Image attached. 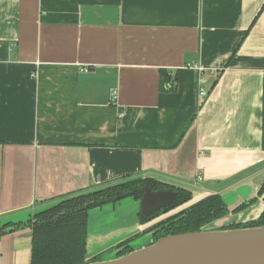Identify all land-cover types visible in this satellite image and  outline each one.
Masks as SVG:
<instances>
[{"label":"crops","instance_id":"0c3cea01","mask_svg":"<svg viewBox=\"0 0 264 264\" xmlns=\"http://www.w3.org/2000/svg\"><path fill=\"white\" fill-rule=\"evenodd\" d=\"M145 177L262 213L264 0H0V221ZM29 261L28 231L0 238Z\"/></svg>","mask_w":264,"mask_h":264},{"label":"trees","instance_id":"16d2710c","mask_svg":"<svg viewBox=\"0 0 264 264\" xmlns=\"http://www.w3.org/2000/svg\"><path fill=\"white\" fill-rule=\"evenodd\" d=\"M163 89V83H161ZM148 188L150 191L166 190L165 185L153 178H129L125 181L96 189L89 192H81L77 195L63 199L52 207L31 216L26 223H8L0 226V238L4 235L30 228L32 231L31 261L30 264H85L86 255V227L88 211L101 208L105 205L115 204L117 197H131L135 201L141 199V190ZM179 197L168 208L158 214L145 218L139 216L140 223H146L156 216L165 214L169 210L178 207L192 199V193L185 188H173ZM258 195H263L264 182ZM255 200H250L252 204ZM248 204H243L232 212ZM229 209L223 203L219 195L208 197L189 208L184 216L171 220L160 230H164L158 237L176 235L188 232H198L209 224L226 217ZM264 226V212L252 222L241 224L232 223L219 230L239 228H254ZM159 230L154 231L155 235ZM154 239V240H155ZM131 241L119 245L118 255L131 251ZM95 259L94 261H98ZM91 261V262H94Z\"/></svg>","mask_w":264,"mask_h":264},{"label":"water","instance_id":"95a60500","mask_svg":"<svg viewBox=\"0 0 264 264\" xmlns=\"http://www.w3.org/2000/svg\"><path fill=\"white\" fill-rule=\"evenodd\" d=\"M159 182L168 185L169 188L158 191H150L148 188H143L141 190V199L138 201L133 199L136 206L139 207L135 208V210L131 212L132 217L131 215L127 217L117 215L114 223L118 226H112L105 233L97 234L92 232L95 231L93 229L90 231V226L92 224V214L90 212L91 210L88 211L85 261L95 246L90 239H95L99 236H105L108 234L112 235L113 233L117 232H120L119 237H123L135 230L133 229L134 225H147L148 223H140L138 214L141 213L143 217H149L150 215L167 208L173 203L177 196V193L174 192L175 190H173V188H183L168 182ZM187 190L192 193V199L188 202L191 204L194 194L190 189ZM220 197L225 204L222 196ZM125 198H127V196L117 197V202L114 205H117L119 201ZM248 202L249 201L246 203L248 204ZM52 206L53 205L37 210L32 215L46 210ZM99 209L101 208L92 210ZM232 211L233 210L229 209L230 213ZM32 215H25L22 217L0 221V226L8 223H26L30 220ZM119 220L122 223H120ZM232 223L233 222L229 221L226 216L209 224L198 232L169 235L159 238L155 241L152 240V235L154 232H151L149 236L142 238V244L140 246L133 247L129 244L131 251L126 254L118 255V250H114L115 253L113 257L106 259L100 258L98 261L86 262L85 264H264V226L219 230ZM22 231H28L31 261L32 231L30 228H25L16 232Z\"/></svg>","mask_w":264,"mask_h":264},{"label":"rangeland","instance_id":"374dc122","mask_svg":"<svg viewBox=\"0 0 264 264\" xmlns=\"http://www.w3.org/2000/svg\"><path fill=\"white\" fill-rule=\"evenodd\" d=\"M60 201L61 200L56 201L55 204ZM189 205H190L189 203H186L183 206H181L179 209L173 211L172 213L166 215L165 217L161 219L174 216L177 213H179L181 210H183L182 208H185ZM137 207L139 206H136L133 198L127 197L119 201L117 205H114V204L106 205L103 209L96 210L95 212H92L93 210H91L90 212L92 214V219H91L92 224L90 226V231L91 229H93L95 231H92V232L97 233V234L107 232V230H109L112 226H118L117 224L114 223V220L117 215H122L124 217L131 215L132 217L131 212L135 210V208ZM143 237H144L143 235L136 237L130 242V245H132L133 247L140 246L142 244L141 240ZM114 253H115L114 250H109L106 253H104L100 258L106 259L109 257H113Z\"/></svg>","mask_w":264,"mask_h":264},{"label":"flooded vegetation","instance_id":"af4514ba","mask_svg":"<svg viewBox=\"0 0 264 264\" xmlns=\"http://www.w3.org/2000/svg\"><path fill=\"white\" fill-rule=\"evenodd\" d=\"M174 192H176V191H174ZM177 193V192H176ZM214 195H219V194H212V195H210V196H208V197H211V196H214ZM220 196V195H219ZM178 197H179V195H178V193H177V196H176V199L173 201V203L178 199ZM208 197H206V198H208ZM257 197L258 198H261L262 199V201H263V203H264V200H263V195H258L257 194ZM205 198V199H206ZM204 200V199H203ZM251 200H253V199H251ZM255 201L252 203V204H254L256 201H257V198L256 199H254ZM202 201V200H201ZM198 202H200V201H198ZM198 202H196V203H198ZM250 202V201H249ZM248 202V206H246V207H242L241 209H239V210H237V212L238 211H240V210H242V209H244V208H247V207H249V206H251L252 204H250ZM172 203V204H173ZM186 203H188V202H186ZM186 203H184V204H186ZM196 203H194V204H196ZM171 204V205H172ZM184 204H182V205H180V206H178V207H175V208H173V209H171V210H169L168 212H166L165 214H161V215H159V216H156V217H154L153 219H151V220H149L148 222H146V223H151V222H155L145 233H142V234H137V235H135V236H133L132 238H130V239H128V240H125V241H123V242H121V243H119L113 250H116V249H118L119 248V245H121L122 243H124V242H127V241H132L133 239H135L136 237H138V236H142V235H144V234H148V233H151V232H154V231H156V230H159L155 235H152V240L153 241H155L156 239V237L157 236H159L161 233H163L164 232V230L162 229V230H160L165 224H167L168 222H170L171 220H174V219H177V218H180V217H182V216H184V214H185V212L189 209V208H191V206L192 205H194V204H191V205H189V206H187V207H185V208H182L183 210H181L179 213H177L176 215H174V216H171V217H167V218H165V219H161V218H163V217H165L166 215H168V214H170V213H172L173 211H175V210H177V209H179L181 206H183ZM243 204H246V203H243ZM242 204V205H243ZM171 205H169V206H171ZM168 206V207H169ZM241 206V205H240ZM167 207V208H168ZM239 207V206H238ZM102 208V207H101ZM237 208V207H236ZM236 208H233L232 210H234V209H236ZM96 209V208H95ZM166 209V208H165ZM227 209H228V207H227ZM164 210V209H163ZM163 210H161V211H163ZM161 211H159V212H157V213H155V214H158V213H160ZM237 212H231L232 214L233 213H237ZM264 212V210L262 211V213ZM261 213V214H262ZM155 214H152V215H150L149 217H151V216H153V215H155ZM230 214V212L228 213V215ZM261 214L257 217V218H255V219H253V220H249V221H247V222H244V223H241V224H245V223H249V222H252V221H255V220H257L260 216H261ZM139 215L140 216H142V214L141 213H139ZM145 218H148V217H145ZM161 219V220H160ZM158 220H160V221H158ZM143 224H145V223H143ZM167 236H169V235H167ZM162 237H165V236H162ZM161 237V238H162ZM158 238H160V237H158ZM155 239V240H154ZM95 259H100V257L99 258H93L91 261H94ZM90 261V262H91Z\"/></svg>","mask_w":264,"mask_h":264},{"label":"built area","instance_id":"2783aa9c","mask_svg":"<svg viewBox=\"0 0 264 264\" xmlns=\"http://www.w3.org/2000/svg\"><path fill=\"white\" fill-rule=\"evenodd\" d=\"M187 68H193V69L201 71V68L197 67V65H193V66L188 65ZM198 83H199L198 98L199 100H204L207 97L208 91L204 87H202L203 79L201 78V75L198 77Z\"/></svg>","mask_w":264,"mask_h":264}]
</instances>
